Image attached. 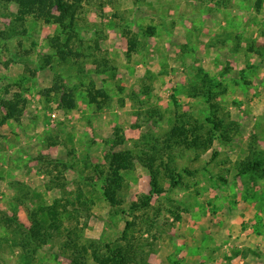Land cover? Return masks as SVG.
<instances>
[{
	"label": "rangeland",
	"instance_id": "obj_1",
	"mask_svg": "<svg viewBox=\"0 0 264 264\" xmlns=\"http://www.w3.org/2000/svg\"><path fill=\"white\" fill-rule=\"evenodd\" d=\"M9 17H0V29ZM62 22L28 17L24 33L0 37V100L17 93L23 101L18 120L2 119L0 105V214L27 227L29 210L81 193L89 203L78 225L84 238L112 246L132 240L141 264H194L186 258L195 244L207 260L197 264H264L257 250L218 232L229 230L227 216L245 217L243 203H255L256 221L264 216V0H81L73 20ZM57 35L61 45L72 35L68 46L80 54L61 60L50 45ZM204 73L218 82L209 102L189 91ZM68 89L72 107L61 102ZM212 112L220 122L206 151L187 147L184 136L170 140L171 158L169 149L153 151L152 186L145 160L151 145L165 149L175 124L210 125ZM116 135L114 149L134 157L122 170L118 206L105 199L93 170L106 164ZM251 150L262 152L260 171L238 174ZM166 163L178 183L165 174ZM11 235L0 224V264H27ZM65 236L28 264H70L60 249Z\"/></svg>",
	"mask_w": 264,
	"mask_h": 264
},
{
	"label": "trees",
	"instance_id": "obj_2",
	"mask_svg": "<svg viewBox=\"0 0 264 264\" xmlns=\"http://www.w3.org/2000/svg\"><path fill=\"white\" fill-rule=\"evenodd\" d=\"M80 2L81 0H0V17L6 16L7 14L11 15L9 21L5 23L4 28L0 29V37L2 39H9L15 35L24 33L25 22L28 17L63 25L62 21L64 19L70 18L71 21L73 20L75 8L80 5ZM147 31L153 33L155 27L149 26ZM72 37V35H68L62 45L58 35L51 38V47L56 50L57 55L63 61H66L69 54L74 53L76 56L80 54L78 52H72L68 46ZM61 46H65L67 52ZM217 84L218 82L216 80L213 81L208 74L204 73L198 82L192 79L189 91L192 96L201 95L209 102L215 93L208 91V89L212 90ZM68 90L66 94L62 95L61 102L65 107H72L74 105L73 89ZM91 98L94 99L93 96ZM0 105L5 108V114L2 116V119L18 120L21 117L23 101L20 100L17 93L7 99H1ZM211 115L214 117L207 116L205 119L210 125L200 124L198 120H194V124L190 127L175 124L171 128L169 137L162 143L166 147L165 149L159 148L157 145H151V153H147L145 160L147 161L146 166H148L147 168L150 171L151 181H153L152 186H154V181L158 174V171L152 167V162L159 158L157 155L158 152L154 153L153 151H167L171 145L170 140L174 139L173 143H177L179 141L176 137L179 136H184L185 139L182 140V143L186 144L187 147L195 148L201 152L206 151L216 136L214 133L216 122H220L215 113L212 112ZM187 131H190L191 138L186 136ZM120 142L121 140L116 135L111 146H116ZM115 146L110 147L104 155L106 164L103 166L100 164L94 165L93 170L102 180V193L105 199L111 205L118 206L122 202L121 190L124 182L122 170H127L132 166L134 157L131 151L124 149L116 150L114 149ZM252 150L251 154L247 155L248 157L238 161V174H253L254 172L260 171L263 165L262 159L260 158L262 152L258 150V153L252 152ZM168 157H172L170 149L168 151ZM58 164L66 167L65 163L59 162ZM261 173L264 174V169L261 170ZM165 174L169 176L172 183H178V180L176 181L174 177L176 174L169 170L168 163H166ZM152 190L153 192L159 191V189L154 190V188ZM148 200L149 197L146 198L145 203ZM145 203H142L143 206ZM88 206L87 199H83L82 194L77 193L73 198L71 197V199L66 200L64 203L60 199H56L50 204L29 210L30 225L27 227L17 223L13 217L4 214H0V224H4L6 228L11 229V237L14 244L23 251V260L27 264L35 260L37 252L44 245L49 244L55 239V236L59 235L60 232L66 234L64 243L60 244V249L63 253L67 251L70 264H141V262L137 261L136 256L138 252L132 240H128L124 245L112 246L107 243L84 238L78 225L81 224V218L85 217L88 219L89 213L85 211V209L88 210ZM129 224L131 223L126 221L122 231L125 239L127 231L129 230Z\"/></svg>",
	"mask_w": 264,
	"mask_h": 264
},
{
	"label": "crops",
	"instance_id": "obj_3",
	"mask_svg": "<svg viewBox=\"0 0 264 264\" xmlns=\"http://www.w3.org/2000/svg\"><path fill=\"white\" fill-rule=\"evenodd\" d=\"M240 212H245V217L239 215L238 213H234L235 215L233 216H227L228 220H229V230L225 231L224 233H222L223 228L220 230H218L219 232V236H221V240H224L226 238H231L232 240L235 241V244H237L239 247L242 245H244L245 247H250L251 250H257L259 254L264 256V216L260 217L261 220L256 221V216L259 215V213L256 211L255 209V203L250 202V203H243V205H240ZM236 210V211H237ZM246 210V211H245ZM249 211V213H248ZM256 211V212H255ZM260 216V215H259ZM219 220L216 219V217H214L213 220V225H216L217 228H219V223L223 222V217L222 214L219 215ZM225 219V217H224ZM244 219L246 220V222H248V226L246 228V230L244 231H240L237 229V227H239V224H241ZM208 220V219H207ZM211 224V223H210ZM250 227H253V229L251 230ZM216 228V229H217ZM258 228V229H257ZM225 229V228H224ZM254 229H257L254 231ZM203 230V229H202ZM200 231V229H199ZM233 231V232H232ZM203 233V231H202ZM223 234V236L221 235ZM233 234V235H231ZM217 238L213 237V240L215 241ZM241 240V242H237L236 240ZM191 241V240H189ZM214 241H212L214 243ZM230 241V240H228ZM231 242V241H230ZM216 245V243H214ZM218 246V245H217ZM187 247V246H186ZM189 249L192 250H196L195 254L193 257L190 256L186 258L187 262H194V264H197L199 262H205L206 259H202L201 257V245H189L188 246ZM219 251L223 250L222 247H218ZM203 250L205 251V247H203ZM189 251V250H188ZM189 253V252H188ZM264 259V257L262 258ZM207 261V260H206ZM254 261V259H253ZM253 264V263H252Z\"/></svg>",
	"mask_w": 264,
	"mask_h": 264
}]
</instances>
